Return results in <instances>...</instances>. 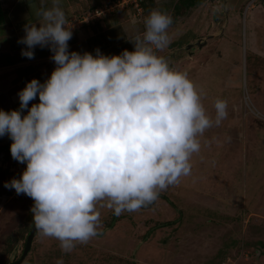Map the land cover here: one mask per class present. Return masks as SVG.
<instances>
[{
    "label": "clouds",
    "instance_id": "1",
    "mask_svg": "<svg viewBox=\"0 0 264 264\" xmlns=\"http://www.w3.org/2000/svg\"><path fill=\"white\" fill-rule=\"evenodd\" d=\"M60 2L36 8L24 26L21 55L48 47L55 67L18 91L19 109H0V137L26 165L4 187L32 199L35 230L67 253L98 234V202L117 216L136 211L189 175L197 137L213 121L187 74L156 54L170 43L169 14L150 10L131 51L93 55L69 51L72 24ZM213 106L218 124L227 105L217 98Z\"/></svg>",
    "mask_w": 264,
    "mask_h": 264
},
{
    "label": "rangeland",
    "instance_id": "2",
    "mask_svg": "<svg viewBox=\"0 0 264 264\" xmlns=\"http://www.w3.org/2000/svg\"><path fill=\"white\" fill-rule=\"evenodd\" d=\"M14 1L0 3L7 8ZM97 1L69 2V18ZM212 1L202 0L173 24L174 30L167 29L176 45L156 50L171 68L187 74L213 121L197 137L200 150L191 156L190 174L151 205L116 215L111 228L104 226L113 212L98 202V234L76 242L70 252L36 231L21 264H57L58 259L63 264H221L227 256L237 258V264H264V2ZM125 11L119 17L136 36L140 28ZM136 24L144 31L143 22ZM217 98L227 105L218 124ZM8 141L0 137V145ZM7 162L15 173L0 169V264L20 258L32 218V199L4 187L22 172L15 171L19 162L11 155ZM165 221L171 223L156 225Z\"/></svg>",
    "mask_w": 264,
    "mask_h": 264
},
{
    "label": "crops",
    "instance_id": "3",
    "mask_svg": "<svg viewBox=\"0 0 264 264\" xmlns=\"http://www.w3.org/2000/svg\"><path fill=\"white\" fill-rule=\"evenodd\" d=\"M215 1L213 0L212 2ZM69 2L73 3L75 0H61L60 2V7L64 10L67 20L71 16L69 10L72 4ZM178 2L179 0H154L153 3L147 1L145 3L147 5L150 3V9L145 14L148 15L152 9H158L171 16L173 7ZM41 6L50 7L51 0H15L7 8L1 5L5 15L4 20L0 23V109L4 111L19 109L18 91L32 78L43 82L55 67L54 62L50 58L51 52L48 47H35L33 49L34 57L29 59L21 55V49L26 48V45L18 42L24 36V26L28 22L36 20L35 10ZM194 7L189 9L183 7L180 13L177 14L178 20H172L168 30H174L172 26L177 22L180 23L181 20L179 19L184 20L186 14ZM214 7L216 8L217 6ZM120 13L114 12L91 26H83L73 30L72 38L68 42L69 51L80 53L87 51L95 55L94 50L98 48L101 53L112 55L119 54L123 49H130L128 44L130 43L129 45H131L132 42L129 39L142 35L143 30L140 27L141 24L134 23L135 25L133 26L139 27L140 30L137 29L138 33L136 36L128 34L130 26L123 24L122 19L119 17L121 16L119 15ZM8 59L11 61L8 62ZM37 102L38 97L30 101L29 106L31 103ZM24 111L26 112V110ZM10 143L11 140L5 145H0V149L9 146Z\"/></svg>",
    "mask_w": 264,
    "mask_h": 264
},
{
    "label": "built area",
    "instance_id": "4",
    "mask_svg": "<svg viewBox=\"0 0 264 264\" xmlns=\"http://www.w3.org/2000/svg\"><path fill=\"white\" fill-rule=\"evenodd\" d=\"M142 2L143 0H110L104 2L93 9L91 8L84 11L73 19H69L68 22L72 24L71 31L83 26H91L92 24L99 22V20L121 10L129 11L131 14L130 19L133 23H142L145 18ZM7 163V160L0 159V169L3 171L14 172L13 166L8 167ZM17 165L18 168L15 171H23V164L17 163ZM242 254H244V252H240V254L238 253V255ZM237 261V258L226 257L221 264H237Z\"/></svg>",
    "mask_w": 264,
    "mask_h": 264
},
{
    "label": "trees",
    "instance_id": "5",
    "mask_svg": "<svg viewBox=\"0 0 264 264\" xmlns=\"http://www.w3.org/2000/svg\"><path fill=\"white\" fill-rule=\"evenodd\" d=\"M108 1H110V0H99V1H97V2H94V4H92L91 6H89L88 8L86 7L85 9H83L82 11H86V10H88V9H93V8H95L96 6H98V5H100V4H102V3H104V2H108ZM147 1L148 2H150V3H153L154 2V0H143V2H142V7H143V12H144V16L146 17V15H145V13H147L146 11H148L149 9H150V7H149V4L150 3H148V5L146 4L147 3ZM146 2V3H145ZM201 2H202V0H179V2L177 3V4H175V6L173 7V17L175 16V17H177L178 15V13H180V10L183 8V7H185L186 9H189V8H192V7H194V6H197V5H200L201 4ZM119 12H121V13H123L124 14V12H125V10H121V11H119ZM4 15H5V11L4 10H2L1 9V4H0V23L4 20ZM172 15H171V17H172ZM185 43V42H184ZM183 43V44H184ZM178 44H180V43H178ZM170 45L171 46H174V45H176V43L175 42H171L170 43ZM180 45H182V44H180ZM11 60H9L8 59V62H10ZM9 146H10V144H9ZM9 146H6L5 148H2V149H0V159H4V160H7V159H9V156L11 155L10 154V148H9ZM152 204V202L151 203H149V204H146L145 206H149V205H151ZM144 206V207H145ZM116 218H117V216L116 215H114V214H112V218L110 219V221L104 226L105 228H111L112 226H113V223H114V221L116 220ZM33 222H32V218H31V221L29 222V225L27 226V234H28V232H29V228H30V226H31V224H32ZM171 222H169V221H165V222H161V223H157L156 225L159 227V226H163V225H168V224H170ZM27 234H26V237H27ZM25 241H26V238H25ZM25 244V243H24ZM263 249H264V247H262ZM259 251V250H258ZM228 257V256H227ZM21 264V263H20ZM131 264H133V263H131Z\"/></svg>",
    "mask_w": 264,
    "mask_h": 264
},
{
    "label": "water",
    "instance_id": "6",
    "mask_svg": "<svg viewBox=\"0 0 264 264\" xmlns=\"http://www.w3.org/2000/svg\"><path fill=\"white\" fill-rule=\"evenodd\" d=\"M262 1L264 2V0H262ZM196 45L201 46L200 40L196 42ZM191 46H192V44L189 43L188 45H186V48H190ZM36 231L37 230H35L33 223H32L30 228H29V232L27 234V237H26V241L24 244L22 254H21L20 258L18 260H16L15 262H13L12 264H20L22 262V260L24 259V257L26 256V254L28 253V251L31 247L32 240H33V237H34Z\"/></svg>",
    "mask_w": 264,
    "mask_h": 264
}]
</instances>
